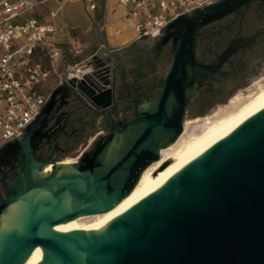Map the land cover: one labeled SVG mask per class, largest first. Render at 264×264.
<instances>
[{"label": "water", "instance_id": "water-1", "mask_svg": "<svg viewBox=\"0 0 264 264\" xmlns=\"http://www.w3.org/2000/svg\"><path fill=\"white\" fill-rule=\"evenodd\" d=\"M156 49L161 72L133 86L142 100L157 92L142 105L137 97L133 119L113 124L115 65L96 53L92 71L56 87L0 148V264H264V106L107 224L50 230L109 210L178 138L184 117L212 111L260 74L264 0L179 15Z\"/></svg>", "mask_w": 264, "mask_h": 264}, {"label": "built area", "instance_id": "built-area-1", "mask_svg": "<svg viewBox=\"0 0 264 264\" xmlns=\"http://www.w3.org/2000/svg\"><path fill=\"white\" fill-rule=\"evenodd\" d=\"M47 0H0V147L17 136L40 112L47 93L43 83L54 72L60 51L47 43L56 31L27 13ZM216 0H119L128 8L137 37L158 36L175 18ZM94 8V4L90 6ZM50 17L56 13L51 11ZM24 18L22 22L17 19ZM89 60L58 74L60 82L92 71Z\"/></svg>", "mask_w": 264, "mask_h": 264}, {"label": "crops", "instance_id": "crops-1", "mask_svg": "<svg viewBox=\"0 0 264 264\" xmlns=\"http://www.w3.org/2000/svg\"><path fill=\"white\" fill-rule=\"evenodd\" d=\"M51 11L56 13L53 18L49 15ZM127 12L128 8L119 0H47L27 13V18L35 17L40 23H53L56 27L47 43L59 50L60 55L53 62L54 72L43 83L46 101L63 84L58 74L96 53L114 62L116 86H133L134 69L139 67L143 71L144 66L153 63L158 36L137 37ZM23 20L19 18L17 22Z\"/></svg>", "mask_w": 264, "mask_h": 264}, {"label": "bare ground", "instance_id": "bare-ground-1", "mask_svg": "<svg viewBox=\"0 0 264 264\" xmlns=\"http://www.w3.org/2000/svg\"><path fill=\"white\" fill-rule=\"evenodd\" d=\"M264 106V84L257 83L256 90L248 94L235 95L227 105L203 120L186 121L178 138L159 150L160 158L145 168L133 189L109 210L79 215L68 221L57 223L50 228L65 234L90 233L105 225L111 219L123 214L149 189L176 175L191 163L201 151L217 137L253 115ZM192 124L191 126H189ZM170 161L163 169L160 167ZM71 226L70 230H60ZM36 247H41L37 245Z\"/></svg>", "mask_w": 264, "mask_h": 264}, {"label": "flooded vegetation", "instance_id": "flooded-vegetation-1", "mask_svg": "<svg viewBox=\"0 0 264 264\" xmlns=\"http://www.w3.org/2000/svg\"><path fill=\"white\" fill-rule=\"evenodd\" d=\"M159 51H157V49L154 51L153 63L149 64L148 66H144L142 68L143 71H141V68H139V67L134 69L137 82L142 81V80L151 79L154 76H156L158 73H160L161 67H160V61H159V56H158ZM255 77H257V75H255L254 78ZM251 81H253V79L250 80L246 85H248ZM240 88L241 87L234 88L231 95H233V93H235V91L240 89ZM119 90H120L121 94H120V97L117 101L116 109L114 110L113 113H111V119H112V122L114 125H120L121 123L129 121V120L134 118V101L137 99V97H139V103H140V105H142L145 101H150L153 98L154 94L157 92L156 91L152 95L151 98H147V99L142 100L140 90L138 89V87L136 85H134V86L122 85L119 87ZM222 103H224V102L215 103L213 107H215L218 104H222ZM205 113H207V112H205ZM205 113H202L200 115H203ZM103 120H104L105 125L107 126L108 130L110 132H112L106 118ZM183 123H185L184 119H183Z\"/></svg>", "mask_w": 264, "mask_h": 264}, {"label": "rangeland", "instance_id": "rangeland-1", "mask_svg": "<svg viewBox=\"0 0 264 264\" xmlns=\"http://www.w3.org/2000/svg\"><path fill=\"white\" fill-rule=\"evenodd\" d=\"M163 34V32H160V34L157 37V40H160L161 35ZM157 41V42H158ZM260 74L257 75V77H255L253 79V81H251L248 85H246L245 87H241L240 89L236 90L235 93H233V95H231L230 97H228V99L222 103V104H218L215 107H213L212 111H209L203 115H198L196 117H184V121H195V120H203L205 117L207 116H211L213 115L219 108L224 107L225 105H227L229 103V101L237 94L243 93V94H248L254 90H256V84L260 83V84H264V66H260ZM161 72V71H160ZM192 124H190L189 126H191ZM72 227L71 226H65L63 228H61L60 230H70Z\"/></svg>", "mask_w": 264, "mask_h": 264}]
</instances>
